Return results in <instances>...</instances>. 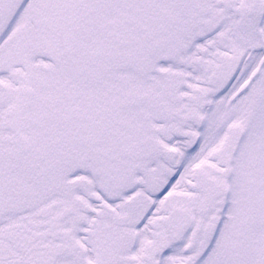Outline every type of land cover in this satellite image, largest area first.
<instances>
[{
  "label": "snow or ice",
  "instance_id": "obj_1",
  "mask_svg": "<svg viewBox=\"0 0 264 264\" xmlns=\"http://www.w3.org/2000/svg\"><path fill=\"white\" fill-rule=\"evenodd\" d=\"M0 264H264V0H0Z\"/></svg>",
  "mask_w": 264,
  "mask_h": 264
}]
</instances>
